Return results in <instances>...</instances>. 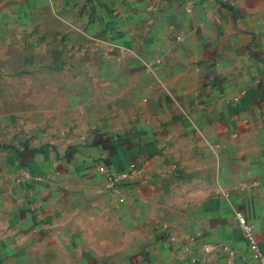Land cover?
Listing matches in <instances>:
<instances>
[{"label": "crops", "instance_id": "1", "mask_svg": "<svg viewBox=\"0 0 264 264\" xmlns=\"http://www.w3.org/2000/svg\"><path fill=\"white\" fill-rule=\"evenodd\" d=\"M238 214L264 251V0H0V264H255Z\"/></svg>", "mask_w": 264, "mask_h": 264}, {"label": "built area", "instance_id": "2", "mask_svg": "<svg viewBox=\"0 0 264 264\" xmlns=\"http://www.w3.org/2000/svg\"><path fill=\"white\" fill-rule=\"evenodd\" d=\"M186 10L191 11V4L186 2ZM96 170L103 175L107 180L108 189L112 191H120L124 187L126 175L121 171H115L106 163L96 164ZM24 175L28 178H32V172L28 170L23 171ZM39 203L35 202L33 208H38ZM239 227L242 231L243 238L255 259V264H264V251L261 250L257 244L255 237V230L253 225L242 214L237 215Z\"/></svg>", "mask_w": 264, "mask_h": 264}]
</instances>
